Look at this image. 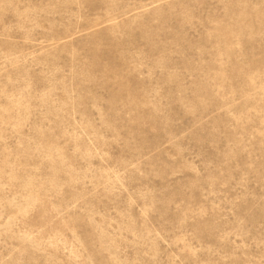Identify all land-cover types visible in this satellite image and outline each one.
I'll list each match as a JSON object with an SVG mask.
<instances>
[{
  "label": "rangeland",
  "instance_id": "374dc122",
  "mask_svg": "<svg viewBox=\"0 0 264 264\" xmlns=\"http://www.w3.org/2000/svg\"><path fill=\"white\" fill-rule=\"evenodd\" d=\"M0 264H264V0H0Z\"/></svg>",
  "mask_w": 264,
  "mask_h": 264
}]
</instances>
